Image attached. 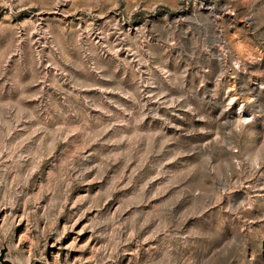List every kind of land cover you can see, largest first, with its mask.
<instances>
[{
    "label": "rangeland",
    "instance_id": "rangeland-1",
    "mask_svg": "<svg viewBox=\"0 0 264 264\" xmlns=\"http://www.w3.org/2000/svg\"><path fill=\"white\" fill-rule=\"evenodd\" d=\"M264 264V0H0V264Z\"/></svg>",
    "mask_w": 264,
    "mask_h": 264
},
{
    "label": "water",
    "instance_id": "water-1",
    "mask_svg": "<svg viewBox=\"0 0 264 264\" xmlns=\"http://www.w3.org/2000/svg\"><path fill=\"white\" fill-rule=\"evenodd\" d=\"M5 263L6 264H12L10 261H7V260H5Z\"/></svg>",
    "mask_w": 264,
    "mask_h": 264
}]
</instances>
